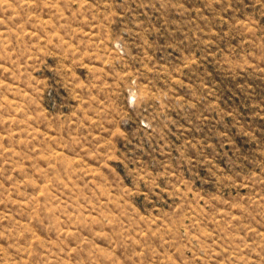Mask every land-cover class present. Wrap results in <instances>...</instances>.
Masks as SVG:
<instances>
[{"label": "rangeland", "instance_id": "374dc122", "mask_svg": "<svg viewBox=\"0 0 264 264\" xmlns=\"http://www.w3.org/2000/svg\"><path fill=\"white\" fill-rule=\"evenodd\" d=\"M0 264H264V0H0Z\"/></svg>", "mask_w": 264, "mask_h": 264}]
</instances>
